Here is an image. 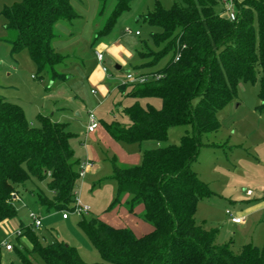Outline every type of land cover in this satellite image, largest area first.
I'll use <instances>...</instances> for the list:
<instances>
[{
  "label": "trees",
  "instance_id": "1",
  "mask_svg": "<svg viewBox=\"0 0 264 264\" xmlns=\"http://www.w3.org/2000/svg\"><path fill=\"white\" fill-rule=\"evenodd\" d=\"M132 1H114L95 39L111 32ZM107 2L101 0L100 15ZM232 2L231 20L224 15L223 0H175L168 9L157 4L145 14L143 19L159 29L152 33L158 49L139 51L142 63L133 70L147 79L128 81L117 89L136 100L158 97L161 107L135 101L123 108L128 124L102 122L112 138L127 144L165 142L170 127L191 126L178 144L143 150L140 164L120 165L111 159V177L117 182L114 203L129 194L126 207L133 212L143 204L140 218L153 230L136 236L131 228L83 214L79 226L101 257L89 263L76 246L59 238L41 242L29 225L15 235L13 244L22 264H36L33 256L43 264H264V239L262 247L246 243L235 252L230 242H216L218 228L207 229L195 221L199 201L215 193L192 168L201 148L214 146L203 136L219 130L217 113L236 98L239 80L258 81L264 104V0ZM1 14L12 53L27 49L41 78H64L57 67L66 56L51 41L58 22L79 17L72 0H13ZM37 122L29 124L18 104L0 96V223L16 216L15 196L33 178L48 177L49 194L37 190L40 205L72 210L80 165L71 145L73 134L49 116L39 115Z\"/></svg>",
  "mask_w": 264,
  "mask_h": 264
},
{
  "label": "rangeland",
  "instance_id": "2",
  "mask_svg": "<svg viewBox=\"0 0 264 264\" xmlns=\"http://www.w3.org/2000/svg\"><path fill=\"white\" fill-rule=\"evenodd\" d=\"M100 1L72 0L79 17L70 24L60 26L61 30L57 25L56 37L51 41V45L66 56L57 67L64 78L50 79L49 75L40 77L27 49L12 53L11 46L5 41L7 31L1 10L5 5L12 4L13 0H0V96L18 104L24 110L29 124L37 126L39 115L49 116L52 120L63 123L66 130L73 134L71 145L75 159L81 162L90 160L94 167L91 175L84 181L79 178L76 187V195L90 208V213L85 217H97L113 224L114 216L120 219V215L130 211L123 199H129V194L121 202L114 203L117 182L111 177V159L115 157L120 165L140 164L141 154L133 158L130 156L132 150L141 148L143 151L146 148L178 144L181 137L191 131V126L170 127L165 142L146 140L133 144L114 140L104 128L102 122L116 120L128 124L129 119L123 113V108L135 101L142 106L151 104L161 107V99L158 97L136 100L120 93L117 86L127 83V72L134 68L135 62L142 61L139 51L158 49L152 40V33L159 29L149 25L143 16L153 11L157 4L168 9L175 0H133L130 9L120 15L111 32L95 39L96 31L102 26L115 0H108L102 15L99 14ZM137 31L139 34H136ZM116 40L135 51L134 60L117 69L116 64L119 63L108 55L103 62L108 69L104 84H93V73L100 67L95 51L101 43L110 44V41ZM168 57L169 55L163 58L156 68L162 67ZM108 83L110 92L104 97L100 87ZM259 89L258 81H238L236 98L217 113L221 125L219 130L202 138L204 142L213 143L214 146H203L197 160L192 163V168L197 171L200 179L215 191L210 196V202L201 201L198 205L196 221L218 228L217 240L222 243L230 242L235 252H239V246L245 240L262 247L264 239V104L260 100ZM90 111L95 114L100 125L93 134L87 132ZM47 181L48 177L43 180L33 178L26 183V189L20 192V198L14 200L17 214L13 218L21 222L22 229L30 225L43 243L59 238L66 244L76 246L86 262L101 261L99 252L79 226L82 215L71 209L47 210L40 205L37 190L41 189L49 194ZM247 190L253 192L252 197L246 196ZM256 197L260 199H253ZM248 203L257 204V207L249 214L240 213V209H244ZM141 206L130 213L140 221L138 225L143 229L142 232H145L148 225L153 230L152 224L140 218L143 212ZM30 211L41 216L42 224L39 227H35L30 219ZM227 211L234 216L241 214L244 221L239 225L233 224ZM63 213H67V218L62 217ZM128 219L126 217L125 221L128 222ZM7 222L0 223V261L4 264H22L13 250L16 229L11 224L7 226ZM148 232L150 231L146 233ZM143 234L145 233H141ZM4 241L11 242V250L5 249ZM22 243L27 245L24 241ZM32 259L36 264H43L37 256Z\"/></svg>",
  "mask_w": 264,
  "mask_h": 264
},
{
  "label": "crops",
  "instance_id": "3",
  "mask_svg": "<svg viewBox=\"0 0 264 264\" xmlns=\"http://www.w3.org/2000/svg\"><path fill=\"white\" fill-rule=\"evenodd\" d=\"M101 2V1H100ZM78 14V13H77ZM79 15V14H78ZM71 22H66V21H60V22H58L57 24H56V26L58 25V28L61 30V27L60 26H64V24H70ZM55 29H56V27H55ZM58 29V30H59ZM112 41V40H111ZM109 42L110 44H107V43H105V42H103V43H101L100 44V46H99V48L97 49V51H100V52H104V57H107L108 55H110L111 57H113L114 59H115V61L116 62H118L119 64H116V65H120V69L122 68V65H124V64H130L131 63V61H133L134 60V58H135V54H134V52L135 51H133V50H131L130 48H128L123 42H121L120 40H116V42ZM56 49V48H55ZM102 50H104V51H102ZM59 52V51H58ZM130 62V63H129ZM142 63V61H140V62H135L134 63V67L135 66H137V65H140ZM100 65V64H99ZM100 68V69H99ZM97 70H95V72L93 73V76H92V81H93V84H104L103 82H104V80H105V72L106 71H103L102 70V67H101V65H100V67H99ZM139 72H147V71H149V70H147V69H140V70H138ZM128 72H136V71H134L133 69L131 70V71H128ZM110 84L108 83V85H101V87H100V89H101V91H102V95L104 96V97H106L108 94H109V92H110V90H109V86ZM91 91H93V89H91ZM95 91V90H94ZM95 93V92H94ZM88 118V117H87ZM88 120V119H87ZM88 125H89V121H88ZM99 126L100 125H98V127L96 128V129H94L93 131H88V127H87V132L89 133V134H93V133H95V131L97 130V129H99ZM105 130V129H104ZM115 140V139H114ZM147 149V148H146ZM129 151V150H128ZM142 150H141V148H139V149H134V150H132V152H131V155L130 156H132L133 158H135V157H139L140 156V154H141V156H142ZM81 162V161H80ZM93 170H94V167L93 168H91V169H89V171H88V173L86 174V176L83 178L84 180H85V178H87L88 177V175H91V172H93ZM196 171V170H195ZM197 172V171H196ZM198 174V173H197ZM82 179V180H83ZM83 180V181H84ZM215 192V191H214ZM263 193H264V191H263ZM215 194V193H214ZM246 194V193H245ZM216 195H218V193H216ZM213 196V195H212ZM246 196L247 197H250V196H248L247 194H246ZM253 196V195H252ZM251 196V197H252ZM17 197V199L18 198H20V196H16ZM125 197V196H124ZM129 197H130V195H129ZM128 198V197H127ZM127 198L125 197V198H123L124 199V201H126L127 200ZM253 199H256V200H258V199H260V197H256V198H253ZM210 200H211V197L209 196V197H205V198H203V199H201L200 201H199V203H198V205L200 204V202L201 201H206V202H210ZM123 201V202H124ZM263 201V203H264V200H262ZM261 201V202H262ZM261 202H260V204H261ZM139 205H142L141 206V208L144 210V206H143V204H139ZM139 205H137L136 207H138ZM259 205V204H258ZM264 205V204H263ZM246 207H244V209H240V213H242V214H249V212L250 211H252V210H254V208H256L257 207V204H255V205H251V203L249 204H246L245 205ZM136 207L134 208V209H136ZM142 210V211H143ZM128 211V210H127ZM196 213H197V211H196ZM196 213H195V221H196ZM132 213H127V214H122V215H120L121 216V218L119 219V218H117V216H114V218H112V223L113 224H110L109 222H107L108 224H110V225H112V226H114V227H118V228H120V227H128V228H131L132 229V231L135 233V235L136 236H142L141 235V233H145L146 234V232L147 231H152V227L150 226V225H148L146 228V230H145V232H142L143 231V229L138 225L139 223L138 222H140V221H138L137 219H136V217H134V216H132L131 215ZM226 214H228V213H226ZM236 214V213H235ZM229 215V214H228ZM119 216V217H120ZM128 217L129 219H128V222H126L125 220H126V217ZM230 216V215H229ZM236 216H241V214H236ZM125 218V219H124ZM132 218V219H131ZM230 221H231V217H230V219H229ZM6 221H8L7 223H6V225L8 226V224H11V226L13 227V229H16L15 230V233L17 232V231H20V229H21V227H22V224H21V222H18L17 221V219H15V218H13V219H8V220H5V221H3V222H6ZM232 222V221H231ZM196 223H197V221H196ZM233 224H237V225H239L240 223H234V222H232ZM264 223V222H263ZM197 224H199V223H197ZM199 225H202L203 227H205V228H207V229H209V228H215L214 226H206V225H204V224H199ZM139 227L141 228V232H139ZM218 234H219V232H218ZM218 234H217V237H218ZM16 235V234H15ZM144 235V234H143ZM216 237V242L217 243H219V244H222V242H219ZM252 237V236H251ZM21 238V240L22 241H24L25 243H27L26 242V240H25V237H20ZM246 239H252V238H246ZM248 241V242H247ZM246 243H250L249 242V240H245V242H243L240 246H239V249L241 248V246L243 245V244H246ZM252 243V242H251Z\"/></svg>",
  "mask_w": 264,
  "mask_h": 264
},
{
  "label": "built area",
  "instance_id": "4",
  "mask_svg": "<svg viewBox=\"0 0 264 264\" xmlns=\"http://www.w3.org/2000/svg\"><path fill=\"white\" fill-rule=\"evenodd\" d=\"M223 1L225 3V11H224L225 16L230 20L234 19L235 9L233 8L234 4H233L232 0H223ZM136 34H139V32L137 31ZM95 55H96V59H97L98 63L102 67V70L107 71L108 70L107 67L103 64V62L105 60L103 52L96 50ZM178 58H179V55L176 56V59H178ZM126 78L128 79V81H131V82H144L147 79V76L145 74H142V73L127 72ZM92 92H94V90ZM88 121H89L88 131H93L99 125L95 114L91 111L88 113ZM92 167H93V162L90 160H84V161L80 162V165L78 167L79 178L83 179L86 176V174L88 173L89 169H91ZM246 194L248 196H252L253 192L251 190H247ZM72 210L77 212L80 215H83V214L87 215L90 213L89 206L84 205L80 201V199L77 195L75 196L74 202L72 204ZM227 213L230 215L231 221L234 223H242L244 221L243 217H241V216H234L229 211H227ZM29 217H30V219H32V222H33L35 227H39L42 224L41 216L38 213H36L35 211H30ZM62 217L67 218V213H63ZM15 234H20V231H17ZM3 245H4L5 249H7V250L12 249L11 242L4 241Z\"/></svg>",
  "mask_w": 264,
  "mask_h": 264
},
{
  "label": "water",
  "instance_id": "5",
  "mask_svg": "<svg viewBox=\"0 0 264 264\" xmlns=\"http://www.w3.org/2000/svg\"><path fill=\"white\" fill-rule=\"evenodd\" d=\"M116 68H117V69H120V65H116Z\"/></svg>",
  "mask_w": 264,
  "mask_h": 264
}]
</instances>
